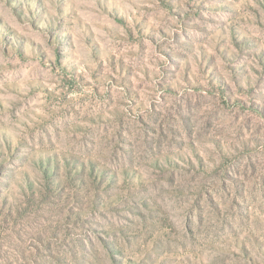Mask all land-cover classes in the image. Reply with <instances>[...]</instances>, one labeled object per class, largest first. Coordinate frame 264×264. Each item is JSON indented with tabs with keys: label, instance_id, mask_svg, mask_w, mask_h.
I'll use <instances>...</instances> for the list:
<instances>
[{
	"label": "rangeland",
	"instance_id": "obj_1",
	"mask_svg": "<svg viewBox=\"0 0 264 264\" xmlns=\"http://www.w3.org/2000/svg\"><path fill=\"white\" fill-rule=\"evenodd\" d=\"M0 264H264V0H0Z\"/></svg>",
	"mask_w": 264,
	"mask_h": 264
}]
</instances>
